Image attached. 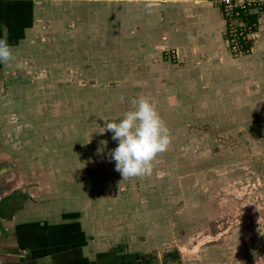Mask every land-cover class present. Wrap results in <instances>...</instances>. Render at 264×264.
I'll use <instances>...</instances> for the list:
<instances>
[{
    "label": "rangeland",
    "instance_id": "1",
    "mask_svg": "<svg viewBox=\"0 0 264 264\" xmlns=\"http://www.w3.org/2000/svg\"><path fill=\"white\" fill-rule=\"evenodd\" d=\"M41 1L34 30L15 48L12 63L5 64L9 72L4 75L12 78L0 83L11 93L1 94L0 102L7 108L5 120L13 118L2 128L18 125L20 139L24 134L35 138L34 170L46 172V188H52L46 201L67 208L81 203L88 212L84 225L99 219V237L108 232L112 248L123 254L136 250L138 240L146 243V236L160 233L163 264H234L240 254L246 261L250 255L233 248V234L251 227L243 245L258 246L264 264V79L244 97L227 85L230 94L215 91L202 100L207 107H200L187 91L172 92L170 81L154 83V73H144L146 64L138 62L137 52L128 55L138 41V34L124 31L125 9L131 24L137 16L133 5ZM162 59L168 68L178 62L167 54ZM262 60L264 68V52ZM140 96L156 101L172 140L150 176L123 179L108 156L118 141L98 131L104 120L122 118ZM10 98L13 102L5 104ZM17 98H30L34 108L15 106ZM58 183L69 190L61 194ZM157 213L162 223L151 224ZM145 219L151 225L138 232ZM121 232L128 238L122 239Z\"/></svg>",
    "mask_w": 264,
    "mask_h": 264
},
{
    "label": "crops",
    "instance_id": "2",
    "mask_svg": "<svg viewBox=\"0 0 264 264\" xmlns=\"http://www.w3.org/2000/svg\"><path fill=\"white\" fill-rule=\"evenodd\" d=\"M40 1L0 0V29L7 27V39L13 54L15 48L34 30V14L43 8ZM123 1L124 5L131 4L137 11L132 24L126 17L128 10L125 9L124 13V31H128V34L135 33V36L138 34L137 46L129 47L128 55L137 52L138 62L146 64L144 73L147 76L150 72L154 73L152 77L149 75L154 83L170 81L172 92L177 95L178 92L194 95L188 98L192 102L197 99L200 107L206 106L202 100L215 96V91L225 96L230 94L231 91L225 88L227 85L234 87L238 93L241 92V97L256 90L254 88H259L264 79V5L258 15L255 32L258 42L250 53L235 57L224 38L225 19L219 6L212 0H166L160 8L151 10L144 6L143 0L140 3ZM2 37L3 32L0 31V38ZM170 51L176 53L178 60L172 68L164 67L167 61L162 59ZM6 67L5 64H0L1 83L8 77L12 78L4 75L9 72ZM1 83L0 95H9L11 92ZM12 102L10 98L4 103ZM29 102L30 98H17L14 105L25 111L34 108ZM215 103L218 109L223 107L220 103ZM5 109L7 108L0 102V264H163L160 253L165 238L160 233L155 231L152 236H146L149 239L146 243L138 240L136 250L123 254L112 248L109 242L112 235H108V232L102 231L104 237H99L102 234L99 219L85 222L90 227L84 225L83 216H88V212L84 214L81 203L80 208H67L65 203L59 202L48 203L46 194H50L52 188H46V172L36 173L33 166L31 152L35 147V138L32 134H24L23 139H20L18 125L8 127L6 124L4 130L2 123L13 121V118L5 120ZM57 185L61 194L69 190L67 184L64 187L59 183ZM157 217L158 213L150 220H157ZM143 222L137 228L138 232H142L145 225L147 229L148 225L162 223L157 220L148 224L147 219ZM87 228L91 236H88ZM252 231L251 227L243 232H238V228L235 230L233 248H243L250 257L244 261L240 254L234 264H263L259 263L261 255L258 246H248L247 242L246 247L243 245L245 241L242 242V238ZM224 234H228L227 231ZM121 237L128 238L124 233ZM199 249L193 250L194 253ZM124 255H128L127 258Z\"/></svg>",
    "mask_w": 264,
    "mask_h": 264
},
{
    "label": "clouds",
    "instance_id": "3",
    "mask_svg": "<svg viewBox=\"0 0 264 264\" xmlns=\"http://www.w3.org/2000/svg\"><path fill=\"white\" fill-rule=\"evenodd\" d=\"M140 3L141 0H129V3ZM166 0H143L144 6L158 9ZM0 64H6L15 59L12 47L8 43V29H0ZM121 102L124 97H120ZM132 107L122 118L104 120V125L98 133L110 132L112 139L118 145L108 152L115 161V170L123 179L150 176L154 161L166 152L171 144L170 129L161 117L156 101L147 96H140L130 101ZM106 145V141L103 142Z\"/></svg>",
    "mask_w": 264,
    "mask_h": 264
},
{
    "label": "built area",
    "instance_id": "4",
    "mask_svg": "<svg viewBox=\"0 0 264 264\" xmlns=\"http://www.w3.org/2000/svg\"><path fill=\"white\" fill-rule=\"evenodd\" d=\"M225 19L224 38L232 54L250 53L252 39L258 26V15L263 10L264 0H212ZM255 15L252 19L250 16ZM169 59L177 60L174 51L167 52Z\"/></svg>",
    "mask_w": 264,
    "mask_h": 264
},
{
    "label": "trees",
    "instance_id": "5",
    "mask_svg": "<svg viewBox=\"0 0 264 264\" xmlns=\"http://www.w3.org/2000/svg\"><path fill=\"white\" fill-rule=\"evenodd\" d=\"M250 17H251L252 19H254V18H255V15H251Z\"/></svg>",
    "mask_w": 264,
    "mask_h": 264
},
{
    "label": "bare ground",
    "instance_id": "6",
    "mask_svg": "<svg viewBox=\"0 0 264 264\" xmlns=\"http://www.w3.org/2000/svg\"><path fill=\"white\" fill-rule=\"evenodd\" d=\"M208 236H205L203 239H208L209 240V238H207Z\"/></svg>",
    "mask_w": 264,
    "mask_h": 264
}]
</instances>
